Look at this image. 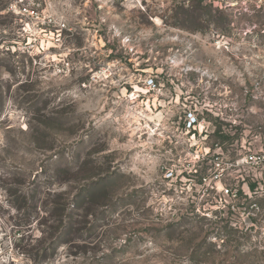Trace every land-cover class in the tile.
I'll return each instance as SVG.
<instances>
[{"label":"rangeland","instance_id":"rangeland-1","mask_svg":"<svg viewBox=\"0 0 264 264\" xmlns=\"http://www.w3.org/2000/svg\"><path fill=\"white\" fill-rule=\"evenodd\" d=\"M205 2L0 0V264H264V0Z\"/></svg>","mask_w":264,"mask_h":264},{"label":"built area","instance_id":"built-area-1","mask_svg":"<svg viewBox=\"0 0 264 264\" xmlns=\"http://www.w3.org/2000/svg\"><path fill=\"white\" fill-rule=\"evenodd\" d=\"M198 122V118L192 113L190 112L189 118H188V123L190 126H193L194 124H196ZM235 166L237 167H249L250 169H256V168H264V151H260V152H254V153H248L246 155H244L242 158L236 159L234 162ZM217 167H221V172H219V174L217 176H223L225 173V168L221 166V164L219 162H216ZM194 167H196V165H194ZM252 187L255 186V190H254V194L256 195H260V197H264V187L263 186H257L258 183L256 181H258L256 174H253L252 176ZM205 180V177H204ZM250 180V179H249ZM225 196H233L235 197L234 199H236V197L238 196V192L236 190V192H233V190L231 188H226L225 189ZM227 201V200H226ZM239 208H243V212L244 213H249L251 211H254L256 209H259V203L257 201H250L249 204L245 205H241L238 206ZM249 209V210H248ZM251 214V213H250Z\"/></svg>","mask_w":264,"mask_h":264},{"label":"trees","instance_id":"trees-1","mask_svg":"<svg viewBox=\"0 0 264 264\" xmlns=\"http://www.w3.org/2000/svg\"><path fill=\"white\" fill-rule=\"evenodd\" d=\"M206 1V0H205ZM204 0H191V3L188 8V12L193 16L194 20L199 22L200 24L202 20H205L207 23H217V24H222L226 20V16L219 7L214 8V3H208L205 2ZM207 16V17H205ZM200 20V21H199ZM154 82V80H153ZM217 133H219L223 139H229L230 136L221 133V129H218ZM63 210L66 209L65 206L62 207L60 206ZM70 222V221H69ZM66 234L71 229V226L69 224H66L65 226Z\"/></svg>","mask_w":264,"mask_h":264}]
</instances>
